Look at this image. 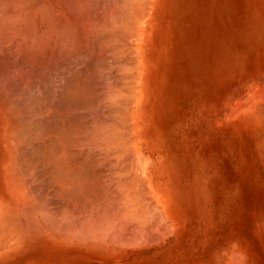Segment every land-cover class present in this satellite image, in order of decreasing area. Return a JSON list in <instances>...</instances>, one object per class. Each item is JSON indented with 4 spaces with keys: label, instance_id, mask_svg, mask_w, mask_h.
I'll return each instance as SVG.
<instances>
[{
    "label": "rangeland",
    "instance_id": "rangeland-1",
    "mask_svg": "<svg viewBox=\"0 0 264 264\" xmlns=\"http://www.w3.org/2000/svg\"><path fill=\"white\" fill-rule=\"evenodd\" d=\"M146 2L147 1H144L142 4ZM132 4L133 6H131ZM132 4L130 3V16L136 11L134 10L135 8L138 10L139 8H143H141V5L138 7L136 3V6L134 3ZM145 5L142 6L145 7ZM146 10L144 13L147 12ZM152 16L155 19L153 23L149 24L150 34L148 35V40L145 45L146 48H144L146 54L149 53L151 60L150 78H147L145 82L147 85L144 83L142 87L143 103L141 102L138 105V109L135 110L137 111L136 116H134L133 110L132 112H130L131 109L128 110V108H132L131 106H134L137 102H135V100L132 101V98L130 99L132 103H130L131 105L129 107H127V102L125 100V102L123 100L121 102V99H119V102L116 104H113L114 108L110 103L106 105L109 108L104 106L107 108L105 109L103 107V113H106H104V115H111V117L114 116L113 119L116 117V121L123 117L125 118L128 115L127 118H130H126V120L123 119V122L124 120H130L131 126L128 124L126 125V122L121 123V121H118L122 132L121 134L123 136V134L126 133L124 134L126 136L129 132L132 139L134 136L136 138L134 137L133 141L131 139V142L129 139H126L127 141H125L124 144L118 143V145H114L116 151L124 152L122 155L126 161L124 159V162L123 158L119 157L121 156V152H119L120 154L117 156V153L114 151L115 158H111H113V160L116 159V161H111V158H109L113 166L108 163L105 166V170L103 165L102 170L106 171L104 174L108 173L109 175L111 174L110 170L112 168L116 170L115 166L116 168L118 167L117 169L119 172H125L127 169V176L123 175L124 177H122L124 182L129 181L128 177L131 173L130 179L132 182H130V180L129 183L139 186L138 189L141 187V189H139L142 190L140 196L146 198L148 201V203H145L148 204L146 205V209L148 207L151 214L150 218L153 220V222L150 223L151 225L149 224L150 227L148 226V229L146 228L148 232H144L146 231L144 230V235L142 232H140L141 234L139 232V234H136L137 228H135V226L138 227V224H136L137 222L134 223L135 221H130V219L129 222L128 219H126L127 222L126 220L125 222L127 224L124 223L127 226L129 225L128 223H130V228H127L129 229V232L127 231V236L130 235L132 239L130 237L124 238V236V242L122 245H110L112 247L106 245H87L77 242L63 243L60 236L50 237L47 235H42L37 241L30 240L23 245H16L14 244L15 242H9V245L4 247L2 243L3 247L0 248V264H264V136H262V132L264 135V103H258L257 105L253 103L249 109H242L238 111V113L235 112L232 114L238 97L240 98L242 95L246 94L245 92L250 90L253 87L252 85L262 84L264 86V76L262 78L257 76L258 78L255 81L252 80L250 76H247L251 67L260 64V56L264 49V0H157L156 5H154L152 9ZM130 26V29L132 30L133 25L130 24ZM131 30L130 43L131 45H134V49H137L138 42L140 41L139 39H141V33L139 29H135L136 32L132 30L134 33L133 36ZM135 33L138 36H136ZM131 45L130 63L133 62L134 64L138 54L137 50H134ZM253 45L257 46L254 47ZM249 55L250 57H248ZM201 61L203 65H201ZM246 62L249 65V69L247 70L246 66L248 68V65ZM88 63L89 66L87 65L86 68L89 67L88 69H91L89 70L90 72L87 73L85 67L84 69L82 67L84 71L82 70L80 76L78 75L79 73H77L76 76V73L70 72L73 76L75 74L77 78L76 79L74 76V79H76L77 82L73 80V85L71 84V78L73 77L70 76V78L69 75L71 74L66 71L68 74L64 72L66 76L65 78L70 82L64 78L63 73V78L60 76L56 78V82L54 81L55 83L53 85L49 82L48 84L47 81H42V83H44L42 84L39 80L40 87L38 86L37 88L36 85V89L33 88L34 91L31 90L28 93L29 96L27 93L26 96H22V102H20L27 110V116L24 119L25 126L23 129L31 132L29 134H32V136H35L34 132H36V129L38 128L37 123L40 121L39 126H42L44 122V125L37 129L39 132L40 129H42V133L45 136L44 138L40 133L43 137L42 141L46 143H43V148L41 149L43 151L39 150L41 147L38 148L37 144L35 145L37 142L31 141L30 139L32 138H30L27 141L25 140L26 142L18 143L17 147H15L14 144V149H16L17 154L14 149H12L13 153H11V150L5 143L7 122L2 116H0V184L3 185L4 182L6 183L7 181V176L4 172L5 169L6 172L12 174V177L15 175L18 178L22 176L20 177L22 180L24 175V177H26L24 180L28 178H31L30 180H32L30 182L28 179V188L31 186L32 189H27V192L17 189L15 194L14 192L10 194L12 199L20 201H26L28 199L36 202V199L41 195L44 200H42V197L40 196L41 202L39 199H37V202H40L42 205H49V211L52 209V212L53 209H56L57 207L59 210L56 209L57 211H55L54 209V211L56 213L59 212L58 215H60L62 210L61 205L66 206L68 203L67 198L59 196L55 190L56 188H54L55 186L53 182L55 179V173L53 172H55V170L53 171L51 164L48 162H50L49 159H51L50 155L53 157V154H55L52 150H57V143L54 140L55 142L53 141V143L56 144L54 149L51 148L54 144L52 143V138H48V133L50 132L48 129L56 132V128H59L61 125L62 129L61 127L59 129H61L60 131H62V133H65L66 131L71 133L76 130L73 129L72 131V127L78 128L79 124L80 126L82 124L85 125L88 121L87 116L84 113L86 108L84 105L87 106L93 98L92 96L87 97L85 92H87V89L90 87L89 82L91 81V77H89V74L92 73L94 69V65L91 64L92 62ZM226 64L227 66L230 65L231 68L229 88L230 97L226 99L228 107L230 110L232 109L230 123L224 120L225 115L223 114L222 107L220 104H217L218 98L222 97L221 91L224 85L221 66ZM263 71L264 70L259 71V73L263 74ZM131 73V80L128 81V83L130 82V84L133 85L132 76L134 75V69L130 74ZM257 80H259V82ZM121 82L122 83L119 87H125L127 85V81L121 80ZM225 83L228 84L226 79ZM66 84H68V86ZM75 84L76 87L74 86ZM55 86L58 87L57 90L59 89L57 94L55 92ZM200 86H202V91L200 90ZM74 87L78 93L73 95V98H69L74 92H76L73 90ZM132 87H134V85L131 86V89L135 91V94L136 86L134 87L135 89ZM70 88L72 89L71 92H69ZM79 88L81 92L79 91ZM61 89H64V91ZM123 90H126V88ZM44 91L45 93H43ZM61 92L63 95L60 94ZM53 93H55V95ZM56 96L60 98L64 96L63 98L65 100L62 98V100L60 98L58 99ZM77 96L78 98L81 96V99L79 100ZM39 97L42 98V100ZM55 98L61 101H57ZM44 99H46V101ZM200 99L203 100L204 106H208L206 114H203V110L200 109ZM51 100H53V102L56 100L54 105H51L53 104ZM81 100L82 102H80ZM50 101L52 103H50ZM68 101H70V103ZM96 102L98 103V101ZM42 103L44 105L49 103V106L52 108L54 106L56 111L64 110L62 111L63 114H57L58 111L52 113L54 109L51 110V113L48 110L45 111L46 108ZM121 103L123 104L120 105ZM55 104H58L59 106L57 105L56 107ZM60 104L63 106L61 105L60 107ZM77 104H80V106L78 105L79 108L82 107L84 111L82 108L78 110H73L72 108V111H70V108ZM117 104H119L118 106L120 107H117ZM39 105L43 106L44 109ZM67 105L70 107H67ZM38 106L41 110L45 111L44 114L42 113L43 111L41 112L42 116H40L41 114L37 116V114L40 113ZM59 107L63 108L60 109ZM30 108L31 110H29ZM65 108H69V112H72L71 115L70 113H66L68 110ZM125 108L128 110V114H126ZM119 110L122 114L117 112ZM122 110L125 113H123ZM65 113L67 115H65ZM116 113L117 115H115ZM53 114L55 116L57 114L59 117L56 116L55 118ZM62 115H64L68 121L64 116L62 118ZM117 116L120 119L117 120ZM39 117L40 120L37 122ZM81 117L85 118L81 119ZM29 118H32L33 122H31L32 120ZM58 118H61L60 120L62 124L60 125H58L60 122ZM108 118H110V116ZM136 118H138V120ZM26 119L28 120L26 121ZM72 119L74 120L72 121ZM134 119L135 122L136 120L137 122L139 121L137 128L134 126L132 127V125H134ZM66 122L68 124H65ZM51 124H53L52 126L54 128H50ZM216 124L217 126H214ZM68 125L73 126L67 128ZM67 129L71 130V132ZM222 129H225V131ZM57 133L61 132L57 131ZM36 134L39 133L36 132ZM129 135L128 138L130 137ZM130 143H133L131 146L137 148L135 151L134 149H131L132 147L130 146ZM121 144H123L124 147L125 144L130 147L129 149L132 150H130L132 153L128 151L129 149H127V147L124 149L128 151V154L126 151L122 150L123 148L119 150L117 146L120 147ZM19 148L20 150H18ZM114 149L112 148V150ZM222 149L223 151H220ZM34 150L38 151L34 152ZM36 152L41 154L38 155ZM72 152L73 154H70ZM77 152L78 151L75 152L76 158L74 156V151L68 152V156L71 157L70 160L68 158L70 169L75 171L79 170L81 173H84H82L83 175H87V173H85L86 171L91 175V171L94 169V165L91 164L92 160L91 162L90 159L87 160L88 157H85L87 156L85 153L81 155L82 153ZM142 153L145 158L142 156ZM33 154H36V156L39 157L37 158ZM132 154L134 156H131ZM136 155H140V157L142 156L141 166H139V161L141 159ZM82 156L86 158L82 159L85 160V162L82 160L80 162ZM92 157L94 158V156ZM129 157L137 162L133 163ZM77 158L80 159L78 160ZM119 158L122 159V162H120ZM37 159L38 161L41 160L42 163L41 161L38 162ZM76 159L77 166L72 165L73 160L76 161ZM117 161L121 164L119 165L116 163ZM123 162L124 165L122 164ZM127 162L128 165L130 162L133 164L132 166L131 164L129 165L130 169H132L131 167L133 166L136 170H138L139 167L140 169L135 172V168H133V171H131L128 169L127 165H125ZM85 163L87 166H85ZM145 163L146 166L149 163L148 167L145 166ZM88 164L91 171L89 170L90 168ZM109 164L112 167L109 166ZM143 164L144 166L142 167ZM27 165L29 167H27ZM17 166L21 167L17 168ZM81 166L85 170L79 168ZM122 166H125L126 168ZM110 167L111 169L109 170ZM16 168L20 171H16ZM124 168L125 170H122ZM49 170H52L53 172L51 171L50 174ZM118 170L116 172L114 171L115 174ZM128 170H130V172ZM124 172L123 174H125ZM132 172H135L137 178L133 176ZM146 172L149 176L148 174L145 175ZM37 175L39 176L38 179ZM141 176L146 177L143 178ZM125 177H127V180ZM133 180H138V182L134 183ZM145 180L149 184H147ZM52 183L53 185H49ZM127 185L130 186L129 184ZM146 185L149 188L145 187ZM36 186L39 187L35 188ZM144 187L151 189V193L150 190L145 189ZM143 190L146 191L143 192ZM152 190L154 192H152ZM38 191H40V194ZM7 192L4 195L0 192V196L5 198L6 194H8ZM145 192V195L142 194ZM89 193L86 192V194ZM36 195L39 196L36 197ZM52 197L53 199H51ZM142 198H140L141 201H144V198L143 200ZM49 201H51V203L48 204ZM51 204H53L52 207L54 208L51 207ZM159 206L160 209L158 208ZM177 220L178 223L176 222ZM164 221L166 223L163 224ZM154 222H157L158 224ZM154 224L157 228L162 226L160 231H165V228L168 230L172 225L173 230H171V228L169 229L171 231L166 230V233H172L171 236L165 232H161L160 238L164 239L161 241L158 237V229L156 228V234L159 241L155 243L156 241L154 238L156 237V234H153L154 226H152ZM132 227L134 228L133 231L135 232V235L134 232L131 233L133 229ZM162 233H165V236L162 237ZM152 235L153 239L151 237ZM8 237H10V235L5 236L4 239H8ZM140 237H142V241H148L149 243L139 241L141 239ZM148 237H150L151 240H148ZM125 239L128 241L126 242ZM156 240L158 239L156 238ZM130 241L132 242L130 243ZM150 241H152L151 244ZM235 253L237 255H235ZM233 256L234 258L239 256L240 258H235V261L240 259L239 261L241 262L233 261Z\"/></svg>",
    "mask_w": 264,
    "mask_h": 264
},
{
    "label": "bare ground",
    "instance_id": "bare-ground-1",
    "mask_svg": "<svg viewBox=\"0 0 264 264\" xmlns=\"http://www.w3.org/2000/svg\"><path fill=\"white\" fill-rule=\"evenodd\" d=\"M144 1H147V2L142 4ZM156 2H157V0H0V116H2L5 119V121L7 122L6 123L7 124V128H6L7 135L5 137V143L7 144L9 149L11 150V153H13L12 149H14V144H15V147H17L18 143L24 142L25 140L27 141L30 138H32V139H30L31 141L37 142V143H35V145L37 144L38 148L41 147L39 150H41L43 148L42 147L43 143L46 144L44 141H42V138L43 137L45 138L44 134L42 133L43 130L40 129V132H39V130H37L39 127H42L44 125V122H43V125L41 124L42 126H39L40 117L38 120L36 119L37 122L39 121V123H37L38 128L36 127L37 128L36 132H38L39 134H36V132H34L35 136H37V137H35L33 135L34 136V138H33L32 134H29L31 132H28L25 129H23L25 126L24 125L25 124L24 119L27 116V114H26L27 110L25 109L24 105L21 103L22 102V100H21L22 96H24V95L26 96V93L28 94L31 90L34 91L33 88H35V89H36V87L38 88V86L40 84L39 80L41 81V83H42V81L43 82L47 81V83L49 82L51 85H53L56 82L55 81L56 78H58L59 76L63 78V73L66 71L69 73L70 72L76 73V76H77V73H79L78 75L80 76L84 67L87 70V73L90 72L89 70H91V69H88L89 67L86 68V66L89 64L88 62H92L91 64L94 65V67H93L94 69L92 68L93 72L89 74V77H91V81L89 82L90 79L88 80L90 87L89 86H88L89 88L87 87L89 90L86 88L88 93L85 92V94H87L86 95L87 97L92 96L93 99L91 98L92 101L91 102L89 101L90 103H88L87 106L84 105L86 107L85 111L81 107L82 110L84 111V113L86 114L88 121L86 123L84 122L85 125L82 124L80 126V124H79L78 128H76V127L73 128L72 127L73 125L72 126L68 125L67 128L72 127V129H71L72 131H73V129H76L75 132L74 131L71 132V130L67 129L71 133H68V131H66V132L64 131L68 135L65 133H62V131H60L62 129V127L60 125V124H62V122L60 120L61 118L60 119L58 118V120L61 122V123L59 122V124H58V125H60L61 129H59L60 127L59 128L57 127L59 130L57 128H56V130L58 132H61L62 134L57 133V131L55 132L51 129H48V130H50V132L48 133V136H49L48 138L49 139L52 138V143L54 140L57 143V150L54 149V146L56 143L55 144L53 143L54 145L52 144L53 147H51L54 149L52 151H53V153L55 152V154H53V157H51V155H50L51 159L47 158L50 160V162H48V163L51 164V168L53 169V171L55 170V172H53L51 170L53 173H55V175H54L55 179L53 182L54 186H55L54 188H56L55 190L59 196L67 198L68 203L66 204V206L61 205L62 208L61 207L60 208L62 210L60 212V215H58L59 212L58 213L55 212V211H57L56 209H58V208L56 206H55L56 209L54 207H52V205L54 203L51 204V207L55 209V211L53 209L54 213L52 212V209H51V211H49V208H50L49 205L44 204V205H46V206H44V205L40 204V202H41L40 196L41 195L40 196L38 195L39 198H37L40 200V202H37V199H36V202L30 201L28 199L26 201H20V200L12 199L10 197V194L12 192H14V194H15L17 189L18 190L20 189V190L27 192V189L29 190L31 188L30 185H29L30 188H28V184H29L28 182L31 178L30 179L28 178L29 180L28 179L24 180V178H26V177H24V175H23L22 180L20 179V177H22V176H20L19 178L16 175H15L16 177L15 176L12 177V174H10L9 172H6V169H5L4 172L6 173L7 181H6V183L4 182L3 185L0 184V192L4 195L8 191L7 193L9 194V196H8V194H6V197L5 198L3 197L4 199L0 196V248H2L3 245H4V247H6L7 245H9L8 244L9 242H11V243L15 242L14 244H16V245H23L24 243H27L30 240H36L37 241V239H39L40 236H42V235H47L50 237L60 236L62 238L63 243L77 242V243H83V244H87V245L90 244V245H98V246H100V245H106V246L112 245L113 246V245H117V244L122 245V243L124 242V238L130 237V235L127 236L128 235L127 231L129 230L127 228L128 227L130 228V226H129L130 223H128L129 225L127 226L126 225L127 224L126 219H128V221H129V219H130V221H135L134 223L137 222L136 224H138V227L133 225V226H135V228H137L136 234H139L140 232H142V234H143L144 230H146L144 232H148L147 231L148 226L150 227V225H151L150 223L153 222V220L150 218L151 214H150V211L148 210V207L146 209V205H148V204H145V203L146 202L148 203V201L144 197H143L144 201L146 200L145 202L141 201V199H140V198H142L140 196V192L142 190H139V189H141V187L138 189L139 186L132 184V183H129V181L131 180L130 179L131 173H130V176L128 177L129 181L124 182V180H122V177H124L126 175L127 169L125 172L124 171L119 172V170L117 169L118 167L116 168V166H115L116 170H114V168L111 169V167L113 165L111 164L110 159H109L111 157H114V155H115L114 151H115V153H117V156H118V154H120L119 152H121V151H116L114 149V147H115L114 145H118V143L124 144L125 141H127L126 139H129L131 142V139H132V136H131V134L129 135V132H128V135L130 136L129 138H128V135H126L127 138L124 135L126 133H124L122 136L120 124L118 123V121L119 122L121 121V123L126 122V125L128 124L129 126H131V121L130 120L125 121L126 118L128 117V115L125 118L122 116L123 117V118H121L122 120L117 116L118 117L117 120L120 119L118 121H116V117L114 118L115 119L114 120L113 119L114 116L111 117V115H109L110 118H108L109 116L104 115L105 112L103 113V107L108 105L109 103L113 107V104H116L117 102H119V99H121L120 100L121 102H122V100L123 101L125 100L127 102L126 104H128L127 107H129L131 105L130 103H132V101L135 100V102L137 101L136 104H134V106L132 105L131 106L132 108H128V110L131 109L130 112H132V110H133L134 116H136L137 111H135V110L138 109V105L141 102L143 103L142 87H143L144 83L146 82L147 78H150V70H151L150 56H149V53L146 54V52L144 51V48H146L145 45H146L147 40H148V35L150 34L149 24L153 23V21L155 19L152 16V9H153L154 5H156ZM130 3L131 4L134 3V5L136 3L138 5V7H140L139 5H141V8L142 7L143 8L142 9L139 8V10L137 8H135L134 10H136L137 12L135 11L130 16V10H131L130 9L131 8ZM142 5H145V7ZM131 6H133V4ZM146 8H147V10H146ZM145 10L147 12L144 13ZM130 24L133 25L132 30L134 32H136L135 29H139L140 33H141L140 34L141 39H139L140 41L138 42V48L137 49L135 48L137 50L138 56L136 55L137 58H136V61H134V64H133V62L130 63V59H131L130 58V56H131L130 55V45H131V43H130V30H131ZM132 30H131V32H132L131 34L133 35L134 33ZM136 36H138V35L136 34ZM137 41H138V39H137ZM256 44H257V41H256ZM131 46L133 48L134 45H131ZM255 46H257V45H255ZM254 47H253V49H254ZM248 57H250V55ZM260 57H261L260 58V64L259 65L256 64L255 67L250 66L251 69L249 70V73L247 74V76H250L251 79L254 81L258 77L262 78L264 76V73L263 74L259 73V71L264 70V49H263L262 55ZM200 63H201V65H203L202 61ZM247 65H248V63H247ZM82 67H83V69H82ZM133 69H134V75L133 76H134L135 80L133 79V76H132V80L134 83L133 84L134 87L136 86L135 87L136 88L135 94H134L135 91L131 89V86H133V85L130 84V82L128 83V81L131 80L130 75H132V73L130 74V72L131 71L133 72ZM247 69H249V65H248V68L246 66V70ZM72 73H70L71 75H69V77L72 76L73 78L70 77L72 80L70 78L69 79L72 81L71 84L73 85V83H74L73 80L76 81L77 78L74 74V76L76 78V79H74V76L72 75ZM221 73L223 75L224 85H223V89L221 91L222 97L218 98L217 104H220L222 107L223 114L225 115L224 120H226L230 123V116L232 114H234L235 112L238 113V111H240L242 109H244V110L249 109L253 103L255 105H257L258 103H264V86L262 84L261 85L260 84L252 85L253 87L252 88L250 87L251 89L249 88L250 90L245 92L246 94H244L242 96L240 95L241 96L240 98L238 97V99L235 103L236 105H234V109H233L234 112H232L231 111L232 109L230 110V108L228 107L227 101H226V99H228V97H230L229 96V93H230L229 88H230V80H231L230 65L227 66V64H226V65L221 66ZM259 74H261V75H259ZM65 77L66 76L64 73V78ZM59 79H61V78H59ZM65 79H67V78H65ZM225 79H226V82L228 84L225 83ZM121 80L127 81V85L126 84H125L126 86L124 85L125 87H119V85L122 83ZM241 80H242V78H241ZM257 81L259 82V80H257ZM58 82H59V80H58ZM82 83H84V82H82ZM42 84H44V83H42ZM66 85L68 86V84H66ZM86 85H87V83H86ZM86 85H85V87H86ZM74 86L76 87V84ZM55 87H56L55 92L57 94V91H59V89L57 90L58 87L57 86H55ZM62 87H64V86H62ZM75 87L73 89L74 91H76ZM134 87H132V88H134ZM71 88H70L69 92H71V90H72ZM122 88L123 89L126 88V90H123ZM130 89H131V91H130ZM200 90L202 91V86H200ZM62 91H64V89ZM74 91H72V92H74ZM79 91H80V88H79ZM201 91H200V93H201ZM43 93H45V91ZM66 93H68V92H66ZM76 93H78V92L77 91L74 92V94H72V96L69 98H73V95H75ZM53 94L55 95V93H53ZM60 94L63 95L62 92ZM28 96H29V94H28ZM81 96H80V98H78V96H77V98L80 100ZM49 97H50V95H49ZM63 97L64 96H62L61 98L64 99ZM83 97H84V95H83ZM202 97H204V96H202ZM46 98H47V96H46ZM51 98H49V99H51ZM57 98L59 99L60 97H57ZM57 98H55V99H57ZM131 98H132V101L130 100ZM40 99L42 100V98H40ZM58 99H57V101L62 100V99L61 100H58ZM66 99H67V97H66ZM44 100L46 101V99H44ZM51 101L53 102V100H51ZM51 101H50V103H52ZM55 101L56 100H54L53 104H51V105H54ZM70 101H68V102L70 103ZM96 101H98V103ZM62 102H65V101H62ZM80 102H82V100ZM206 102H207V100H206ZM122 104L123 103H121L120 105H122ZM46 105H47V107H46ZM46 105H44V107L46 108L45 111L48 110V111H50V113H51V110H53L55 108L54 106H53V108L50 107L49 103ZM57 105H56V107H57ZM61 105L62 104H60V107H61ZM78 105L80 106V104H77L76 106L71 107L70 111H72V108H73V110L81 109V108H79ZM118 105L119 104H117V107H120ZM225 105H226V107H225ZM28 106H29V103H28ZM123 106H125V105H123ZM40 107H43V106H40ZM40 107H39V109H40ZM44 107L42 109H44ZM67 107H70V106L67 105ZM106 107H108V106H106ZM62 108H60V109H62ZM207 108H208V106H204L203 100L200 99V109L203 110L202 111L203 114H206ZM213 108H214V105H213ZM65 109L68 110V112H66L67 114L70 113L69 108H65ZM105 109H107V108H105ZM29 110H31V108ZM67 110H65V111H67ZM125 110H126V108H125ZM128 110H126V114H128V112H127ZM42 111L43 110L40 109V111H39L40 113H38L37 116L39 114H41L40 116H42V113L44 114V112H45V111H43V112ZM54 111L57 112L58 110L56 111V109H54L52 111V113H54ZM62 111H64V110H62ZM62 111H58L61 113L57 112V114H63ZM107 112H109V111H107ZM117 112L120 113V110ZM231 112H232V114H231ZM66 113H65V115H67ZM71 113H70V115H71ZM123 113H125V112L123 111ZM133 113H132V115H133ZM57 114H56V116H58ZM82 114H83V112H82ZM113 114H114V112H113ZM120 114H122V113H120ZM115 115H117V113ZM54 116H52V117H54ZM56 116H55V118H56ZM63 116L64 115H62V118H63ZM75 116H76V114H75ZM83 118H85V117H81V119H83ZM129 118H127V119H129ZM29 119L32 120V118H29ZM77 119H79V118H77ZM123 119H125L124 122H123ZM136 119L138 120V118H136ZM27 120L28 119H26V121ZM53 120H54V118H53ZM66 120L68 121L67 118H66ZM73 120L74 119H72V121ZM137 120L135 122V119H134V125H132V127L134 126L137 128V126L139 125V121L137 122ZM41 121H43V120H41ZM45 121H47V120H45ZM76 121H78V120H76ZM31 122H33V120ZM221 122H223V121H221ZM221 122H220V124H221ZM75 123H77V122H75ZM65 124H68V123L66 122ZM4 125H5V123H4ZM46 125H47V123H46ZM52 125L53 124H51V126ZM35 126H36V123H35ZM51 126H50V128H54L53 126L52 127ZM54 126H55V123H54ZM76 126H77V124H76ZM214 126H217V124ZM44 127H43V129H44ZM47 127H48V125H47ZM81 127H83V128H81ZM24 130L28 133H26ZM28 130H29V128H28ZM34 130H35V128H34ZM48 130H47V132H48ZM222 130L225 131V129H222ZM122 131H123V129H122ZM40 133L43 135V137ZM132 135H133V133H132ZM262 136H264L263 132H262ZM134 137H133V139H134ZM133 139H132V141H133ZM123 140H124V142H123ZM123 144H121L120 147L117 146V148L119 150L121 148H123L122 150H124V151H126L124 148H126V147H127V149L130 148L126 144L124 147ZM132 144L130 143V146ZM121 146H123V147H121ZM45 147H46V145H45ZM131 147H132L131 149H134V151H135V149H137L133 146H131ZM112 148L114 150H112ZM131 149H129L128 151L130 152ZM14 150H15V153L17 154L16 149H14ZM18 150H20V148ZM75 150L78 151L79 153H82L81 155H83L85 153L87 155L85 157H88L87 160L90 159V162L92 160L91 164L94 165V169L92 171H91V168L88 164V166L90 168L89 170L92 172V173L90 172L91 175H89L88 172H86V171H85V173H87V175H83L84 173L82 172L83 173L82 174L78 170L79 168L83 169L82 166L77 169L78 171L70 169V166L68 165V163H69L68 161L70 160L71 157L68 156V152L74 151V154H75L74 156L76 158V153H75L76 151ZM35 151H38V150H34V152ZM41 151H43V150H41ZM128 151H126L127 154H128ZM220 151H223V149ZM19 152H21V151H19ZM108 152H110V153H108ZM112 153H113V156H112ZM122 153H124V152H121V156H119V157H122L123 161H124L125 158L123 157ZM130 153H132V152H130ZM36 154L39 155L41 153L36 152ZM36 154H33V155L36 156ZM70 154H73V152ZM133 154H134V152H133ZM133 154L131 156H134ZM33 155H32V157H33ZM92 156H94V158ZM136 156L140 157V155H136ZM142 156H143V153H142ZM40 157H41V155H40ZM72 157H73V155H72ZM141 157L139 159H141ZM143 157L145 158V156H143ZM26 158H27V156H26ZM68 158H69V160H68ZM83 158H84V156H82L81 159L80 158H77V159L78 160L80 159V162H81V160ZM77 159H76V161L73 160L72 165L77 166V163H76ZM84 159H86V158H84ZM8 160H10V159H8ZM112 160H113V158H111V161ZM119 160H120V162H122L121 158H119ZM134 160H136V159H134ZM37 161H38V159H37ZM40 161H38V162H40ZM82 161L85 162V160H82ZM113 161H116V159H114ZM125 161H126V159H125ZM127 161H128V159H127ZM141 161H142V159L139 161L140 163L138 162L139 166H141L140 165L142 163ZM17 162H19V161H17ZM24 162H25V160H24ZM27 162H28V160H27ZM124 162L122 163L123 165H124ZM131 162L129 163V165L131 164V166H132L133 164ZM134 162L135 161H133V163ZM41 163H42V161H41ZM87 163H88V161H87ZM108 163H110L112 165L111 166L109 164V166H111L109 168V170L111 169L110 170L111 174H109V175H108V173L104 174L106 171L102 170L103 168L105 170V168H106L105 166ZM116 163L119 164L118 161ZM148 164L146 166V163H145V166L148 167ZM81 165H83V164H81ZM103 165H104V167H103ZM114 165H115V163H114ZM125 165H127L128 169H130L128 162H127V164L125 163ZM85 166H87V164ZM143 166H144V164L142 165V167ZM19 167H21V166H17V168H19ZM27 167H29V166L27 165ZM122 167H125V166H122ZM17 168H16V171H20V170H17ZM125 168L122 170H125ZM131 168L133 169L135 167L133 166ZM26 169H28V168H26ZM107 169H108V167H107ZM132 169H130V170L133 171ZM137 169H138V167H137ZM139 169H140V167H139ZM23 170H24V168H23ZM31 170H34V169H31ZM45 170H43V171H45ZM83 170H85V169H83ZM112 170H114L115 172L118 170V172H117L118 174L117 173L115 174V172ZM130 170H128V171L130 172ZM138 170H136V168H135V172ZM51 171L49 170L50 174H51ZM123 172L125 174H123ZM135 172L134 173L132 172V173H133V176H135L137 178V175H135ZM144 172H145V170H144ZM29 173H30V171H29ZM141 173H142V169H141ZM47 174H49V173H47ZM146 174H148V173L146 172L145 175ZM27 176H28V173H27ZM48 176H50V175H48ZM148 176H149V174H148ZM148 176H147V178H148ZM38 177L39 176L37 175V179H38ZM141 177H143V176H141ZM144 177H146V176H144ZM126 178L127 177H125V179ZM147 178H146V180H147ZM150 179H151V177H150ZM52 180H53V178H52ZM146 180H145V182L147 184H149L147 182L148 180L147 181ZM31 181L32 180H30V182ZM141 181H142V179H141ZM44 182H46V181H44ZM130 182H132V180ZM135 182H138V180L134 181V183ZM53 183L49 184V185H53ZM126 183L129 184L130 186H128ZM140 185H141V182H140ZM22 187H25V188H22ZM38 187L36 186L35 188H38ZM50 187H52V186H50ZM145 187H148V186L146 185ZM148 188H145V189H148ZM148 190H150V193H151V189H148ZM30 191L33 192L32 190H30ZM117 191H120V192H117ZM144 191H146V190H143V192ZM38 192L40 194V191H38ZM42 192H44V191H42ZM86 192H88V193L90 192V193L86 194ZM152 192H154V191L152 190ZM35 194H36V190H35ZM52 194H53V192H52ZM142 194L145 195L146 192L142 193ZM148 194H149V192H148ZM148 194H147V198H148ZM38 196L36 195V197H38ZM150 196H151V194H150ZM143 198H142V200H143ZM51 199H53V197ZM42 200H44L43 197H42ZM155 200H156V198H155ZM43 203H44V201H43ZM49 203H51V201H49L48 204ZM164 203H166V202H164ZM46 207H48V208H46ZM158 208L160 209V206ZM156 210H157V208H156ZM158 213H159V211H158ZM155 215H158V214H155ZM160 217H159V222H160ZM125 220H126V222H125ZM178 220L176 221L177 223H178ZM155 221H156V219H155ZM154 223L158 224L157 222H154ZM164 223H166V222L164 221L163 224ZM152 226H154L153 227V230H154L153 234H156L157 233L156 232L157 227L155 224ZM161 227L157 228L159 238H160L161 232L166 233L170 228H171V230H173L172 225L168 230H167V228L163 227L167 231L166 230L160 231ZM133 230H134V228L132 229L131 233L134 232ZM153 230H151V231H153ZM171 230H169V231H171ZM165 233H162L161 236L162 237L165 236L164 235ZM166 234H169V233H166ZM171 234H169V235L171 236ZM8 235H10V237H8V239H4L5 236H8ZM134 235H135V232H134ZM138 236H140V235H138ZM155 236H154L155 237L154 239L156 241L155 243H157V241H159V238L157 237V234ZM151 237L153 239V235ZM130 238L132 239V237H130ZM140 238L141 239L139 241L144 242V241H142L143 240L142 237H140ZM148 238H149L148 240H151L150 237H148ZM156 238L158 240H156ZM131 239H129V240H131ZM144 239H145V236H144ZM50 240H52V239H50ZM125 240H126V242L128 241L127 239H125ZM162 240H164V239H161V241ZM131 242L132 241H130V243ZM146 242H148V241H145L144 243H146ZM2 243H3V245H2ZM151 243H152V241H150V244ZM61 246H63V245H61ZM112 246H110V247H112ZM84 247H85V245H84ZM232 253H234V252H232ZM0 254H1V252H0ZM235 255H237V254L235 253ZM238 257H235V258L237 259ZM232 258H234V256ZM235 258L233 259V261L236 260ZM239 260H237L235 262H238ZM239 262H241V261H239Z\"/></svg>",
    "mask_w": 264,
    "mask_h": 264
}]
</instances>
